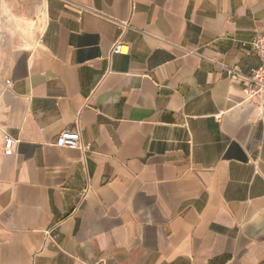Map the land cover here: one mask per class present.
Instances as JSON below:
<instances>
[{"label": "crops", "instance_id": "1", "mask_svg": "<svg viewBox=\"0 0 264 264\" xmlns=\"http://www.w3.org/2000/svg\"><path fill=\"white\" fill-rule=\"evenodd\" d=\"M263 33L264 0H0V264H264V106L226 71Z\"/></svg>", "mask_w": 264, "mask_h": 264}, {"label": "built area", "instance_id": "2", "mask_svg": "<svg viewBox=\"0 0 264 264\" xmlns=\"http://www.w3.org/2000/svg\"><path fill=\"white\" fill-rule=\"evenodd\" d=\"M115 23L122 31L131 27L128 22L115 20ZM250 44L257 55L258 65L248 74H242L239 71L230 68H226V71L231 77L240 79L245 83L244 91L247 94V97L260 96L261 103L264 106V33L254 37ZM110 52L127 54L129 52V46L120 39H117L112 43ZM215 117L219 118L220 113L215 114ZM13 142L14 139L11 136H5L2 147L4 154L9 155L12 153ZM54 144L60 147L81 150H88L90 147L88 143H83L79 131L73 129L60 131L54 140Z\"/></svg>", "mask_w": 264, "mask_h": 264}]
</instances>
